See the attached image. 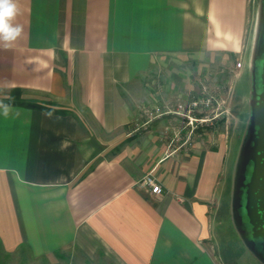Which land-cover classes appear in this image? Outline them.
<instances>
[{
  "label": "crops",
  "instance_id": "1",
  "mask_svg": "<svg viewBox=\"0 0 264 264\" xmlns=\"http://www.w3.org/2000/svg\"><path fill=\"white\" fill-rule=\"evenodd\" d=\"M12 2L23 32L0 36V101L16 90L27 105L0 106V264H238L237 232L228 254L214 240L230 221L226 78L251 50V0ZM205 82L229 113L169 149L179 120L144 126L141 107ZM150 173L161 195L140 184Z\"/></svg>",
  "mask_w": 264,
  "mask_h": 264
},
{
  "label": "water",
  "instance_id": "2",
  "mask_svg": "<svg viewBox=\"0 0 264 264\" xmlns=\"http://www.w3.org/2000/svg\"><path fill=\"white\" fill-rule=\"evenodd\" d=\"M257 35L258 45L253 51L255 58V102L252 107L251 129L240 157L239 190L234 219L238 234L246 245L264 261L255 250H264V6ZM235 201V198H234ZM243 210L240 214L239 210ZM244 228L250 231L246 236Z\"/></svg>",
  "mask_w": 264,
  "mask_h": 264
},
{
  "label": "rangeland",
  "instance_id": "3",
  "mask_svg": "<svg viewBox=\"0 0 264 264\" xmlns=\"http://www.w3.org/2000/svg\"><path fill=\"white\" fill-rule=\"evenodd\" d=\"M263 6H264V0H251L250 3V38L252 39V46L251 50L248 51V54L246 57L241 60L237 59L235 60V68L231 72L230 77L226 78L234 87V93H233V102H232V115L229 117V123L228 125V141L230 144V148L233 149V153L227 160V165L230 170V168L233 166V171L231 172V201H230V221L223 224L222 228V234L215 235L214 240V246L216 244L218 247H216L219 253H223L225 251V254L229 251V248H227L229 245L234 246V241L231 236H229V229L232 228L237 232L236 225H235V219H234V211L235 207L237 206L236 203L238 202L237 199V190H239V177H240V157L241 152L243 149V146L245 145L250 129H251V115H252V107L253 103L255 102V58L253 56V51L255 47L258 45L257 41V35L259 30V24L261 15L263 13ZM243 63L244 67L242 69V74L238 79H235L236 76L239 74L240 70L237 67L238 63ZM218 70V68H213ZM236 80V81H235ZM225 94V93H224ZM237 99V100H236ZM237 151V157H235V153ZM228 184V183H227ZM227 189V188H226ZM235 198V201H234ZM221 210V209H220ZM221 216L224 217L223 209L221 210ZM225 211H227L225 209ZM216 229V228H215ZM221 233V231H220ZM238 234V232H237ZM240 239V245L238 248H236L237 255H240V260L238 264H264L262 261L256 257L253 252L249 249V247L246 245L245 241L241 238V236L238 234ZM228 259V256H227ZM227 259H224L225 264L228 262ZM12 264H32L30 262H27L25 260H18L17 262L13 261ZM35 264V263H33ZM37 264V263H36ZM39 264H45V263H39ZM222 264V263H220Z\"/></svg>",
  "mask_w": 264,
  "mask_h": 264
},
{
  "label": "built area",
  "instance_id": "4",
  "mask_svg": "<svg viewBox=\"0 0 264 264\" xmlns=\"http://www.w3.org/2000/svg\"><path fill=\"white\" fill-rule=\"evenodd\" d=\"M237 67L241 69L242 63L239 62ZM222 95V90H212L205 82L202 85L200 96L191 98L189 101L180 100L173 105L165 104L164 107L142 106L144 126H149L164 116L173 115L179 120V124L170 126L172 135L169 149L175 146L176 149L188 148L199 137L201 129L213 125L216 120L229 113L225 101L221 98ZM140 184L150 188L152 194L161 195L163 193L161 185L152 173L148 174Z\"/></svg>",
  "mask_w": 264,
  "mask_h": 264
},
{
  "label": "clouds",
  "instance_id": "5",
  "mask_svg": "<svg viewBox=\"0 0 264 264\" xmlns=\"http://www.w3.org/2000/svg\"><path fill=\"white\" fill-rule=\"evenodd\" d=\"M16 11L12 0H0V36L5 40H15L23 32L22 27H12L8 23L16 15Z\"/></svg>",
  "mask_w": 264,
  "mask_h": 264
},
{
  "label": "trees",
  "instance_id": "6",
  "mask_svg": "<svg viewBox=\"0 0 264 264\" xmlns=\"http://www.w3.org/2000/svg\"><path fill=\"white\" fill-rule=\"evenodd\" d=\"M20 91H12V96L9 99H6L4 101H0V106H9V105H24L26 106V103L20 102Z\"/></svg>",
  "mask_w": 264,
  "mask_h": 264
},
{
  "label": "flooded vegetation",
  "instance_id": "7",
  "mask_svg": "<svg viewBox=\"0 0 264 264\" xmlns=\"http://www.w3.org/2000/svg\"><path fill=\"white\" fill-rule=\"evenodd\" d=\"M241 209L242 208H240V210H239L240 214L243 212V210L241 211ZM244 230H245L246 236L249 238L250 235H251L250 231L247 228L246 229L244 228ZM255 250L257 251V253L259 252L262 255L261 257L263 258L262 260L264 261V250H263V247H260V246L256 245Z\"/></svg>",
  "mask_w": 264,
  "mask_h": 264
}]
</instances>
